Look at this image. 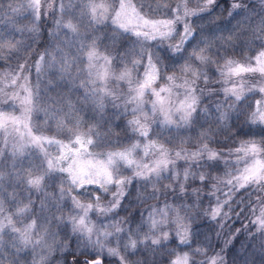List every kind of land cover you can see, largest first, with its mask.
<instances>
[{
  "label": "snow or ice",
  "instance_id": "obj_1",
  "mask_svg": "<svg viewBox=\"0 0 264 264\" xmlns=\"http://www.w3.org/2000/svg\"><path fill=\"white\" fill-rule=\"evenodd\" d=\"M191 2L178 0L175 7L157 2L153 7L150 0H138V9L132 0H119L118 7L115 0L103 3L58 0V8L56 0H0V63L24 60L18 64L19 71L0 75V129L7 133L9 126L15 130L17 124L24 129L19 133L21 142L14 144L10 153L7 152V137L5 146L0 147V264H51L57 249L61 255L70 250L68 244L61 246L56 241L60 232L77 241L71 264H104V260H114L116 264H227L225 250L233 245L242 230L236 229L224 247L216 251L213 237L200 230L198 220L202 218L217 224L219 231L215 233V240L219 241L226 222L235 211V196L242 189L247 191V187L264 190V85L249 87L243 80V74L257 72L264 80V0H258V7L256 0H230L226 5H222L221 0H197L194 8L189 7ZM217 9L219 15H215ZM225 11L227 16L223 15ZM56 12H59L56 32L49 35L58 37L59 32L64 31L66 38L51 52L45 48L35 59L37 84L32 85L30 76L25 73H30L33 67L29 61L35 56L32 45L40 35L39 23L43 16ZM157 13L165 18H149ZM66 15L67 21L64 20ZM25 19L29 20L28 24L21 23ZM108 19L114 26L113 35H95ZM233 20H236L235 24ZM82 26L84 32H81ZM89 33L93 34L91 38ZM247 33L251 34L250 39L241 41ZM124 36L135 39L133 47L123 54L112 56L98 50L105 39L115 44ZM172 40L176 42L166 43ZM238 42L249 46L259 44L261 50L255 57L245 58L248 64L240 63L228 55V49L235 51ZM130 56L139 58L128 60ZM85 59L87 64L82 66ZM117 60L125 63L119 75L113 70ZM179 60L184 61L180 71L185 78L177 84L175 74L165 76L164 73ZM221 60L223 64L219 63ZM253 60L255 65L251 63ZM57 63L61 79L70 77L73 84L80 79L79 87L84 89L82 100L85 106L90 104L95 113L94 123L86 131L82 130L85 121L78 115L80 109L61 93L49 97L58 107L39 106V78L46 67L53 68ZM213 64L218 65L216 71L220 80L211 81L208 75L209 66ZM141 67L144 69L142 75L138 71ZM85 74L86 78L81 79ZM201 78L206 88L210 82L232 85L221 90L224 99L215 104L216 115L211 118L217 127L200 131L199 138L207 142L195 151L179 147L173 152L165 144H171L177 138L181 144L190 142V136L184 139L182 135L199 123L200 112L206 114L207 122L211 106L200 109L198 105L202 98L220 94L199 88ZM236 78L240 79L239 86ZM110 80L127 82V93L117 94L115 89H110ZM159 80L167 83L157 89L154 85ZM8 87L16 90L9 93ZM47 87L55 89L58 85L49 81ZM257 92L261 99L256 101V107L247 119L224 141L215 139L220 132L241 120L244 109L252 107L245 102L249 95ZM149 93L153 97L150 101L146 99ZM17 102L22 110L20 116L7 110L15 109ZM109 104L117 119L128 115L131 106L133 118L127 120L123 138L130 140L135 136L136 140L120 150L93 151L121 143L119 137L111 139L110 124L107 133L100 131L108 123L105 113ZM149 104L150 109L146 110ZM225 104L228 110H222ZM40 111L45 115V124L55 121V135L33 134L30 121L33 113ZM177 116L178 119H174ZM69 124L72 127H68ZM64 134L68 135L66 143L56 138ZM153 135L156 139L141 145V140ZM236 135H259L260 139L240 140L236 147L227 151L209 146L226 144ZM161 140L163 143L159 142ZM49 148L58 155H52ZM139 150H143L144 157L154 154L155 158L148 163L142 162L143 157L134 159ZM8 155L10 160H6ZM179 162L185 165L182 174ZM222 168L223 176L212 175L213 171L219 172ZM127 170L132 174L122 175ZM165 180L169 182L163 184ZM6 181L13 186V191L7 194ZM57 181L59 195L48 193L46 188ZM210 181H214L211 190L205 192ZM21 186L29 194L27 203L17 200L15 189ZM33 192L42 194L38 207L31 199ZM109 193L110 198L105 203L103 197ZM161 196L164 197L162 203ZM81 197L89 202H83ZM205 197L209 207L201 212ZM246 198L241 197L236 207ZM148 200L156 203L140 208L138 221L133 219L136 209L127 216H119L121 210L127 211L132 204L140 205ZM69 201L71 214L64 215L63 209L68 207ZM125 201H128L127 205ZM6 203L19 206L13 211ZM256 207L259 208L258 215ZM256 207L250 222L255 232H248L250 249L244 246L248 255L244 256L242 264H256L255 259L250 261L249 257L256 255L257 248L264 253V197L258 198ZM57 212L60 215H56ZM242 212L243 209L236 213L237 218ZM27 216H32L28 223L19 219ZM18 223L21 226L18 227ZM113 240L115 246H109ZM170 244L174 247H168ZM80 256L84 259H79ZM261 259L264 260V256ZM62 264L69 262L64 259Z\"/></svg>",
  "mask_w": 264,
  "mask_h": 264
},
{
  "label": "trees",
  "instance_id": "obj_2",
  "mask_svg": "<svg viewBox=\"0 0 264 264\" xmlns=\"http://www.w3.org/2000/svg\"><path fill=\"white\" fill-rule=\"evenodd\" d=\"M49 2H52V0H49ZM85 2H87V0H85ZM95 2L96 3H103V2H105V0H95ZM150 2L153 4V7H155V4L157 2H160L162 4H170L171 7H175L178 0H150ZM201 2H202V0H201ZM229 2H230V0H221L222 5H226ZM115 3H116V6L118 7L119 0H115ZM132 3L137 5V8L139 9L138 0H132ZM256 5L258 7V0H256ZM196 6H197V0H192V2L189 4L190 8H194ZM44 7L47 8V4H45ZM56 7L57 8L59 7L58 0H56ZM77 11H79V9H77ZM219 14H220L219 9H217V12L215 13V15H219ZM58 15H59V12H56L55 14H51L48 16H43L40 23H39L40 35L36 37L37 42L32 45V48L35 49V56H32L30 61H29L33 65V67H32V70L30 73H28V72L25 73L26 75L30 76V83L32 85L37 84V75H36V70L34 67L35 59L39 56V54L41 52H43L45 50V48H49V51L51 52L56 48L57 44H59L60 41H63L66 38L64 31H60L58 34V37H53V36L49 35L50 32H56L55 21H56ZM223 15L227 16V12L225 11V13ZM149 18H165V17H162L159 13H157L155 15H150ZM68 19H69V17L66 15L64 17V20L67 21ZM237 19H240V17H237ZM21 23L28 24L29 20L25 19V20L21 21ZM86 23L87 22L85 21V25H86ZM232 23L235 24L236 20H233ZM113 27L114 26L112 25V23L110 21L106 20L105 25L99 26V31H97L94 34L100 35V36H105V34H107V36L110 37L111 35H113ZM0 28H2V26H0ZM180 30L181 31L183 30L182 25L180 26ZM84 31H85V27L82 26L81 32H84ZM91 35H93V34L89 33V38H91ZM224 35L227 36L228 33L225 32ZM250 37H251V34L247 33L243 37H241V41L249 40ZM134 39H135L134 37L124 36L120 40H118L115 44H113V42L111 40L105 39L103 41V43L99 44L98 50L104 54H110L112 56H117L118 54H123L127 49L132 48ZM177 39H178V37H177ZM175 42H176L175 40H172V41H168L166 43H175ZM61 47H63V45H61ZM136 47H137V51H139V46L137 45ZM249 47L252 48L251 51H249ZM65 50H67V49H65ZM260 50H261V48H260L259 44H253V45L249 46V45H244L241 42H238V47L235 51L232 48L228 49V55L231 56L233 59H235L238 62L249 63V61H247L245 58L256 56ZM29 51H31V49ZM189 51H191L190 48H189ZM24 55H27V53H24ZM138 58H139L138 56H130V57H128V60L138 59ZM49 59H50V57H49ZM23 62H24V60H22V59L19 61H17L16 59H13L11 61H4V62L0 63V75H3L5 72H8V71H12V72L19 71L18 64L23 63ZM145 63H146V58H145ZM219 63L223 64V61L221 60ZM9 64L11 65V68L8 67ZM86 64H87V60L85 59L82 66H84ZM183 64H184V61L179 60L175 64V66L170 67L164 73V75L167 76V75L175 74L178 77L177 80H184L185 77H184L183 73L180 71V66ZM128 66L130 67V64ZM124 67H125V63L117 60L113 65V70H114L115 74L120 73V71H122ZM209 67H210V71L208 72V75L211 77V81L220 80L221 77L219 76L218 72L216 71L218 65L213 64ZM59 68H60V65H59V63H57L55 65V67H53V68L46 67L45 70L42 72V74L39 78L40 79V88H41L40 100L38 102L39 106L41 108L58 107V105L54 104L53 101L51 99H49V97H56L57 93H61L66 99L71 100V102L73 104H75L77 108L80 109V112L78 113V115L81 116L85 121L82 130L86 131L87 128L92 123H94L95 113L92 110V106L90 104L85 106V104L82 100V97L84 95V89L79 87L80 79L75 80L74 84L71 82L70 77H65V78L61 79L59 76ZM138 71L142 75L144 69L141 67L140 69H138ZM73 75H75V68L73 69ZM133 75H135V73ZM84 78H86V74H85V77H81V79H84ZM49 81H52L54 84H57L58 87H56L55 89L48 88L47 86H48ZM21 82H23V81H21ZM166 83H167L166 80H159L156 83V85L159 86V85H164ZM198 84H199V88L205 89L206 92H207V90H212V91H216L220 94L219 95H213V96H205L202 98L201 103L198 105V107L200 109H204L205 107L211 106V112L208 114L207 122H205L206 114L203 112H200L198 115L199 123L190 132H184L182 135V138H184V139H187L190 136L191 137L190 142L185 143V144H181L180 138H177V140H175L173 143H171V144L166 143L165 144V147L169 148L173 152H175V150H177L179 147L187 148L189 152L195 151V149L198 146L207 142V141L199 138L200 131L207 129L208 127H212L213 129H215L217 127L216 123L212 120L211 117L216 115V113H215L216 102L224 99L221 90L225 87V85L221 87V85H222L221 83L210 82L206 88L205 84L203 82V78H201L200 81H198ZM108 87L110 89H115L117 94H121L123 92L124 84H123V82H116L114 80H110L108 82ZM8 89H9V87H8ZM45 89H47V90L45 91ZM259 97H261V94L259 92H257L254 95H249L248 100L245 103L251 104L252 107L245 108L244 109V115L241 116V120L236 121L233 124V127L229 128L227 131L220 132L219 135L215 137V139H218L220 141H224L226 139V137L231 132H234L236 130V126L239 125L245 119H247L250 112L256 107L255 99L259 98ZM228 103H231V101H228ZM7 110L12 111L13 109H7ZM222 110H228L227 104H225V106ZM65 111H67V109H65ZM132 118H133V116L131 114V110L129 109L128 115L117 119L116 115L113 112V109L111 108V105L109 104L108 110L105 113V119L108 121V123H105L104 126L100 129V131L107 133L108 128H109V124H110L111 129H112L111 130V139L115 140L117 137H119V138H121V143L118 145L113 144V145L105 146L103 149H96V150L97 151H105V150H112V149H116V148L121 149L123 147L129 146L136 139V137L133 136L130 140L124 139L123 137L125 135L127 120H130ZM45 119L46 118H45L43 111L33 113L32 118H31L33 131L37 132L38 134H44V135H48V136L55 135V128H56L55 121H50L48 124H45ZM68 127H72V125L69 124ZM246 130H247V126L245 125V131ZM256 130L259 131V129H256ZM165 135H167V133H165ZM56 137L67 138L68 135L67 134L57 135ZM251 138H255V139L259 140L260 136L257 135L255 137H251V136H244V135H236V136H232L231 139H228L226 144L225 143H221V144H214L213 143V144H210L209 146L212 148H217V149L227 151V149L230 147L231 148L236 147L240 140L251 139ZM154 139H156V137L154 135L150 136L148 138V140H154ZM159 142L163 143L162 140ZM231 159H235V158L232 157ZM179 163L181 165L180 171L182 174L183 167L185 165H183V162H179ZM25 169H27V168H25ZM223 171H224L223 168L219 172L213 171L212 175L213 176H223ZM37 174H39V173H37ZM131 174H132L131 170H127V171L122 172V175H131ZM168 182L169 181H167V180L162 181L163 184H167ZM213 182L214 181L209 182V187L204 189L205 192L211 190L210 185ZM90 187L94 188V186H90ZM58 188H59V183L57 181L56 184L46 188V191L50 194L55 192L56 195H59ZM15 190L18 193L17 200H23L24 203H27V199H28L29 194L26 191H24L23 186L18 187ZM112 190L115 191V188H113ZM224 190L226 191L227 189H224ZM12 191H13V186L11 185L10 182L6 181L5 182V194L10 193ZM189 191H191V189H189ZM249 193H250V195H249ZM132 194H133V196H135V186H133V188H132ZM41 196H42V194L38 195L35 192H33L31 194V199L35 200L37 207L40 203ZM241 197H247V198L243 201L242 204H240L239 207H236V202L240 201ZM260 197H264V190L257 191V190H255L254 187H247V191L242 189L240 191V193L235 196L234 201H233V206L235 207V211L232 212V214H231L232 218L226 222L225 227L223 229V234H222L221 238L219 239V241L215 240V233H216V231H219L217 224L210 223L206 219H202V218H199V220H198L200 230L205 232L206 234H210L213 237L214 247H215L216 251H220V249L224 247L225 241L229 237H231L233 233L236 232V229L242 230L241 233L236 237L233 245L230 248H227L225 250L224 254L226 255V258H227V264H242L244 256L248 255L246 252H244V246H248L250 249V245H247L248 232H255V227L250 222H251V220L254 219V216L252 215L253 208L256 207V202H257L258 198H260ZM109 198H110V193L103 197L104 202H107ZM221 198H223V196H221ZM81 199L85 202H89L88 199L85 197H81ZM160 201H161V203L164 201L163 196L160 197ZM169 202L172 203L173 201L169 198ZM214 202L215 201L213 200L212 203L214 204ZM124 203L127 205L128 201H125ZM154 203H156V201L148 200L144 204H140V205L132 204L131 206L128 207L127 211L121 210L119 212V216L120 217L127 216L129 214V212H133V209H136V211L134 212V215H133V219L135 221H138L139 220V209L144 208L146 205H150V204H154ZM245 205H247V207H245ZM17 206H19V205H17V204L9 205L6 203V207H11L13 211H15V208ZM70 207H71V205H70V201H69L68 207L63 209L64 215L71 214ZM207 207H209V200L207 197H205L204 203L201 205V209H200L201 212H203V209L207 208ZM242 209H243L242 214L240 215L239 218H237L236 213L241 212ZM224 210L227 211V208H225ZM53 211H55V209H53ZM258 214H259V208L256 207V215H258ZM56 215H60V213L57 212ZM145 215H147V213H145ZM92 218H96V217L93 215ZM19 219L22 220L23 223H28L31 221L32 216H27L26 218L22 217ZM246 225L248 226L247 231H244V228ZM17 226L19 227V226H21V224L18 223ZM133 227H135V224H133ZM52 228H53V231L56 230V227L54 224H53ZM209 229H211L210 232H209ZM9 238L10 237H6V239H9ZM55 239L61 246H63L64 244H68L70 250L68 253L61 255L59 249H57L54 253V258L51 260V264H62L64 259H67L69 264H71L73 257L76 255V249H77L76 239L75 238L69 239L68 236L64 232H60L56 236ZM49 243H51V240L49 241ZM109 246H115V241L113 240L112 244H110ZM168 247H174V244H170V245H168ZM179 251H187V249H180ZM209 254L211 255V252ZM262 256H264V253H261L259 248H257L256 255L254 257H249V260L251 261L252 259H255L256 264H264V260L261 259ZM79 259L83 260L84 257L80 256ZM29 260H31V256H29ZM104 264H116V262L114 260H104Z\"/></svg>",
  "mask_w": 264,
  "mask_h": 264
},
{
  "label": "rangeland",
  "instance_id": "obj_3",
  "mask_svg": "<svg viewBox=\"0 0 264 264\" xmlns=\"http://www.w3.org/2000/svg\"><path fill=\"white\" fill-rule=\"evenodd\" d=\"M111 15H114V12L113 13H111ZM153 19H160V18H153ZM108 21H110L111 22V19H108ZM255 57V56H254ZM101 63H103L102 61H101ZM240 63H243V64H248V63H244V62H240ZM252 65H255V61L253 60L252 62ZM116 75H119V73H116ZM243 80H244V82L245 83H247L248 84V86L249 87H251L252 85H257V86H260V85H264V80H262L261 79V74L260 73H245V74H243ZM121 82H123V84H124V87H123V92L121 93V94H126L127 93V91H128V84H127V82H125V81H121ZM183 82V80H176V83L177 84H180V83H182ZM235 82H236V84H237V86H239V84H240V79L239 78H236L235 79ZM22 83V82H21ZM162 85H159V86H157L156 84L154 85V87H156L157 89L159 88V87H161ZM222 86H224V84H222L221 85V87ZM231 87L232 85L231 84H229V85H225V87ZM9 93H11L12 91H15L16 89H14V88H11V87H9V89L7 88L6 89ZM197 95H199V91H197ZM183 98V96H181V99ZM146 99L148 100V101H150L151 99H153V97L151 96V94L149 93V94H147V96H146ZM259 99H261V97H259V98H256L255 99V101H257V100H259ZM130 110H131V106H130V108H129ZM147 109H150V104L149 105H147V108H146V110ZM21 108H20V106H19V102H17V105H16V108L15 109H13L12 110V114L13 115H16V116H20L21 115ZM163 117H161V119H162ZM174 119H178V116L177 117H174ZM30 126L32 127V121H30ZM24 132V129H23V127L20 125V124H17L16 125V127H15V130L12 128V126H9V131L7 132V133H5L2 129H0V147H4L5 146V144H4V141H5V138L7 137V152L8 153H10L11 152V150H12V146L14 145V144H18V143H20L21 142V136L19 135V133H23ZM33 134L34 135H44V134H38L37 132H34L33 131ZM44 136H48V135H44ZM57 139H61V140H63L65 143L67 142V140H68V137L67 138H59V137H56ZM136 140V139H135ZM135 140L133 141V142H135ZM148 139H144V140H141L140 142H141V145H144V144H147L148 143ZM132 142V143H133ZM130 146V145H129ZM122 149V148H121ZM49 150V152H51L52 153V155H58V153L53 149V148H49L48 149ZM93 151H97L96 149H92ZM112 150H120V149H112ZM105 151H110V150H105ZM143 157V160H142V162L143 163H148L150 160H152V159H154L155 158V156H154V154H150L149 156H147V157H144V152H143V150H139L135 155H134V159H136V160H141V158ZM235 158V157H234ZM11 159V157H10V155H8L7 157H6V160H10ZM37 163H38V161H37ZM66 166V165H65ZM25 168H27V162H25ZM83 202H85V201H83ZM85 203H87V202H85ZM106 203V202H105ZM93 220H95L96 218H92Z\"/></svg>",
  "mask_w": 264,
  "mask_h": 264
}]
</instances>
